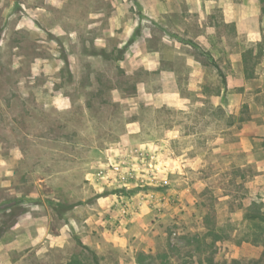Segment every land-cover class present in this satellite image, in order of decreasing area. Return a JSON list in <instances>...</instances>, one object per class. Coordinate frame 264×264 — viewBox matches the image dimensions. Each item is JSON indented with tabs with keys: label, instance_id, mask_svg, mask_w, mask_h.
Wrapping results in <instances>:
<instances>
[{
	"label": "rangeland",
	"instance_id": "rangeland-1",
	"mask_svg": "<svg viewBox=\"0 0 264 264\" xmlns=\"http://www.w3.org/2000/svg\"><path fill=\"white\" fill-rule=\"evenodd\" d=\"M70 2L60 9V0H0V220L18 219L10 214L20 208L46 225L43 245L22 244L20 257H27L21 264H262L264 250L252 243L243 220L250 168L234 172L222 157L220 173L213 153L205 166L181 158L190 146L187 153L199 155L203 134L217 133L203 126L225 128L234 116L225 109L219 114L209 102L186 114L154 109L137 96L145 76L126 75L110 59L73 63L68 56L76 51L75 36L60 35L59 25L73 32L78 27L83 53H95L91 40L99 33L81 27L106 2L93 0L83 18L81 0ZM231 2L257 4L259 35L242 42L256 47L261 60L264 0ZM223 19L222 35L233 45L234 28ZM248 64L252 74L256 62ZM252 92L244 104L253 101ZM178 123L188 126L180 135L196 136L168 142ZM161 137L166 143L159 158L160 148L139 144ZM257 197L264 205V188ZM51 235L57 243L48 241ZM38 246L44 253L37 254Z\"/></svg>",
	"mask_w": 264,
	"mask_h": 264
},
{
	"label": "crops",
	"instance_id": "crops-1",
	"mask_svg": "<svg viewBox=\"0 0 264 264\" xmlns=\"http://www.w3.org/2000/svg\"><path fill=\"white\" fill-rule=\"evenodd\" d=\"M104 1L106 9L93 8L87 18L89 22L81 27L96 29L99 33L91 40L95 53H83L84 42L77 39L78 27L73 32L59 25L60 35L76 38V51L69 53L68 58L75 64L85 59H110L116 61L126 75L145 76L146 81L136 84L137 96L153 103L154 109L186 114L193 108L202 109L209 102L218 113L225 109L233 115L235 121L225 128L203 126L202 130L217 133L213 137L209 133L203 134L205 149L196 157L187 153L194 147H187L186 154L181 156L185 158L182 162H201L205 166L213 153L219 156L220 173L222 157L233 164L229 170L234 172H242L247 166L250 168L246 183L248 207L253 202L259 203L257 192L264 188V106L258 102L263 93L264 71H259V66L264 69V56L260 60L257 48H244L242 42L244 39L252 41L259 35L257 4L237 6L228 3L229 0ZM70 3V0H60L59 8ZM81 3L78 15L83 18L81 11L85 12L87 5L93 7L94 2L81 0ZM222 15L224 23H232L234 28L236 43L233 45L227 44L222 35ZM249 59L256 62L252 74H248ZM248 91H253V101L244 104L242 100ZM115 92L122 98L121 92ZM135 125L129 123L128 127ZM184 127L188 126L174 124L169 129L168 142L176 143L196 136L180 135ZM126 137L129 142H135L131 134ZM150 142L139 144L160 148L156 156L159 158L166 139L161 137ZM171 155L178 159L173 151ZM44 220L39 216L32 217L29 212L20 215L0 237V264H21L27 257L25 253L20 257L24 243L43 245L45 242L40 236L45 232ZM3 225L0 220V229ZM11 233H14L12 238L6 239L5 236ZM57 240L58 237L51 235L48 241L57 243ZM42 251L38 246L37 254L44 253Z\"/></svg>",
	"mask_w": 264,
	"mask_h": 264
},
{
	"label": "trees",
	"instance_id": "trees-1",
	"mask_svg": "<svg viewBox=\"0 0 264 264\" xmlns=\"http://www.w3.org/2000/svg\"><path fill=\"white\" fill-rule=\"evenodd\" d=\"M65 64L67 68V62ZM18 211V214H15V212H13L12 214H10V217H17L24 213V210H20V208ZM16 219L17 218H15L9 224L3 225V227L0 229V237L7 229L12 227L16 223ZM243 220L249 223L248 229L251 233L252 243L261 245L264 250V205L261 203L253 202L249 207L246 208ZM67 264H82V262L76 259H72ZM138 264L144 263L142 260H140L138 261ZM233 264L236 263L234 262ZM262 264H264V262Z\"/></svg>",
	"mask_w": 264,
	"mask_h": 264
}]
</instances>
